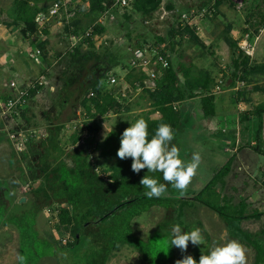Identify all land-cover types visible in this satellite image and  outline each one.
Listing matches in <instances>:
<instances>
[{
	"label": "rangeland",
	"instance_id": "rangeland-1",
	"mask_svg": "<svg viewBox=\"0 0 264 264\" xmlns=\"http://www.w3.org/2000/svg\"><path fill=\"white\" fill-rule=\"evenodd\" d=\"M75 1L77 5L86 9L87 0ZM134 1L131 0L130 3ZM213 1L161 0L156 10L146 14L134 11L128 4L127 8L115 7L103 14L91 16L95 17L93 24L100 25L104 30L103 34L92 36L93 49H90L82 41L83 39L71 48L69 46L70 34L67 33L64 25L57 24L61 30H54L52 33L55 39H52L53 45L50 53L47 52L45 55L41 53L37 60V63L45 62L41 60L44 56V60L50 65L49 73L38 75L37 79L41 83V88L36 95L38 96L37 100L27 101L28 110L24 115L25 119L0 116V204L7 203L9 211L18 213L22 210H32V207L37 204L38 198L33 191L41 183V180L37 178L40 168L38 160L42 155L39 145L47 141L48 135L54 132V126L61 127L58 138L65 153L73 148L85 149L89 161L98 170L99 168L108 169L115 158L100 156L107 133L110 130H118L124 124L153 112L147 89L141 88L139 84L143 79L141 76L143 71L132 68L131 61L138 50L151 48L154 42H158V37L166 38L170 29H175L178 23L187 21L190 25L195 26L196 35L205 44L199 47L185 38L179 41L178 48L192 58L196 72L206 71L214 80L212 93L217 94H215L214 103L215 115H217L215 119L218 118L220 121L219 127L216 129L217 132L214 133L205 123L211 118L197 121L193 120L189 114H183L182 130L177 133L175 145L180 149L181 159L190 161L192 154L198 152L201 156V163L197 175L192 179L183 196H180L177 190L168 185L167 193L162 198L182 199L196 194L211 179L215 170L232 156L231 171L220 192L233 203L244 200L247 205V213L257 211L261 214L257 219L244 220L241 226L264 241V124L258 130L256 139L253 134L256 130V120L246 114L251 110L250 106L246 102L235 105L233 100V94L235 95L236 91L242 88L245 92V99L250 100L254 105L261 103L264 98V81L261 77L256 75L247 77L246 80H251L247 86L244 81L239 79L244 68L241 61L243 57L248 58L247 62L250 65L264 63V28L259 30L253 44L250 45L246 38L240 41V29L243 27V20L249 12L252 0H244V2L231 0L235 5L223 1L217 8V14L199 15V10L205 5L204 3ZM11 3L12 0H0L1 26L10 24L4 11ZM254 3L264 9V0H255ZM53 20L57 22V19ZM51 22L46 27L48 33L51 29L49 26ZM72 23L73 21L70 24ZM89 26L88 18L80 16L79 29L82 31H78V34L82 35L83 30ZM226 27L231 28V34L235 40L240 41L235 54L234 50L229 48L221 37V31ZM42 39L39 38V41ZM29 43L31 48L36 45L32 41ZM77 46L81 53H85L88 49L94 51L96 58L92 60L93 65L89 66L88 64L86 69H82L70 63L71 52ZM164 46L170 48L169 40L166 39ZM168 52L172 62L175 63L174 51ZM24 53L26 54V52ZM27 57L28 55H26ZM92 66L99 67L103 73H111L114 76L115 84L113 86L106 83V79L102 80L104 89L113 90L114 93L119 92L123 95V107L117 108L115 112L105 118L94 120L98 129L93 134L90 133V124L79 105L82 95L76 92V89L79 90L81 80L87 75H91V71L94 70ZM65 99H67L66 103L63 102ZM230 113L235 114L234 120L227 118L224 121V118H221ZM232 121H234L235 130H232ZM58 123L61 124L56 125ZM212 127L215 128V126L210 128ZM222 128L228 130L227 133L220 132ZM77 132L81 134L80 141L72 144L71 135ZM26 134H28V141L24 144L23 150L19 151L16 144L21 141V136ZM233 146L238 147L235 152H232ZM255 147L260 152H255ZM64 162L67 167L71 166L68 158L65 157ZM48 165L52 167L53 162L49 161ZM158 173H148L145 169L140 174V180L145 175L159 180ZM144 191L146 190L140 183L134 187L136 195H142ZM21 198L23 201L19 202ZM53 206L57 210L56 206ZM47 209L42 208L35 218V230L38 236L46 243H49L50 240L64 242L68 235L57 229V217L52 215V211L50 214ZM49 209L51 210V208ZM187 211L192 210L187 209ZM178 220L182 229L184 224L180 218ZM18 238V232L13 225L0 228V264H16ZM168 240V236L157 235L146 242L151 264H169L170 259L175 264L189 252L201 255L203 251L204 254H208L211 247L233 239L226 233L222 239L211 240L209 246L204 249H199L198 246L191 249V242H189L186 252H181L174 246L167 252ZM29 243L30 236L28 235L22 250L24 257V260L21 261L22 264H32L36 258L29 248ZM5 245H10L9 253L5 251ZM244 247L246 249V264H253V249L245 245ZM42 248L41 246L39 249L41 257L38 264H57L56 261L63 262V264H83L85 261L84 257L78 256V250L70 251L53 246ZM54 253L56 260L52 256ZM193 257L199 264V257ZM106 264L146 263L140 259L133 248L126 246L113 253Z\"/></svg>",
	"mask_w": 264,
	"mask_h": 264
},
{
	"label": "trees",
	"instance_id": "trees-1",
	"mask_svg": "<svg viewBox=\"0 0 264 264\" xmlns=\"http://www.w3.org/2000/svg\"><path fill=\"white\" fill-rule=\"evenodd\" d=\"M55 1L57 0H12L11 5L4 11L5 16L11 23L22 24L21 35L24 38L32 39L37 44L40 55L41 53L45 55L48 52L46 49L48 31L46 29L42 31L43 39L39 41L36 35V16L41 12L47 11ZM223 1L235 5L231 0L206 2L201 7V9L207 8L204 15L217 14V8ZM254 1H251L249 12L243 20V27L240 29L239 37L240 41L246 38L250 45L251 43L253 44L259 30L264 28V9L257 6ZM160 2L161 0H135L129 5L134 11L146 14L156 10ZM241 2H244V0ZM86 4V9L77 5L75 15L68 24H64V28L70 35L78 36V31H82V29H79L80 16L83 15L88 18V24L92 28V32L89 37L84 38L82 41L90 49H93L92 36L103 34L104 30L100 25L93 24L95 17L91 16L103 14L109 11L111 6L108 5L107 0H87ZM115 7L117 8V6L113 8ZM72 21L73 23L70 24ZM87 29H84L82 34ZM230 30L231 28L229 27L224 28L221 31V37L229 48L234 50L235 54L236 50H238L237 44L240 41L235 40L231 36ZM183 35L199 47L204 45L196 35L195 26L190 25L187 21L178 23L175 29L169 30L166 38L158 37V42L152 44V46L164 45L167 39V41L169 40L170 48L164 46L160 50V54L167 59V68L163 71L161 77L152 81V89L146 88L153 111H157L159 117L151 119L149 115H145L138 118H143L147 121L150 137L155 133L160 123L170 124L175 132L183 119L184 113L189 114L193 118H207L215 115L214 103L216 95L211 93L214 89V80L206 71L196 72L192 58L178 48L179 41L182 40ZM167 50L174 51L176 56L175 63L172 62L169 52H164ZM95 58L94 51L88 49L85 53H81L77 46L71 52L70 63L78 68L86 69L88 64L89 66L93 65L92 60ZM241 61L244 68L239 79L246 83L245 86L251 83V80H246L251 75L259 76L264 81V63L250 65L247 62V57H243ZM92 67L94 70L91 71V75H87L86 78L81 80L79 90L76 89V92L82 95L79 105H81L84 116L90 124L91 134L98 129L94 122L95 119L105 118L122 106L115 99L114 91H108L103 87L102 80L106 79L107 74L103 73L99 67ZM142 74L144 76L141 75L143 79L139 84L141 88H145L142 81L148 77L144 72ZM36 83L25 90L28 100H32L41 88V83ZM7 97L8 94H0L2 100L7 99ZM233 100L235 105L240 102H246L250 106L251 110L246 114L256 120V130L253 134L257 139V132L264 124V98L261 103L254 105L250 100L245 99V92L242 88L236 91L235 95L233 94ZM66 101L67 99L63 102L66 103ZM27 110L28 106L26 105L20 110L19 115L14 118L22 117L25 119L24 115ZM138 119L124 124L118 130H110L107 133L102 144L100 156L102 158L115 157L116 162L108 170L99 168L98 173L95 172L93 164L89 161V156L85 149L73 148V150L65 153V149L60 146L58 138V132L61 127L54 126V132L48 135L47 141L39 145L42 155H40L41 159L38 160L40 168L37 172V178L41 180V183L33 191L38 198L37 204L32 207V210H22L19 213L9 211L5 202L0 204V225H13L18 231V264H22L19 257L22 256V250L28 235L30 236L29 248L36 257L32 264H36L41 257V250H39L41 246L43 248L53 246L70 251L78 250V256L85 258L83 264H106L110 253L118 250L119 246L124 244L134 247L138 251L140 259L146 264H151L150 255L147 253V243L137 241L134 238L121 240L104 239L101 249L85 251L86 249L84 248L87 245H84L82 241L81 232L94 224L96 220L100 221L115 217L120 211L126 213L125 228L130 229L129 222L133 216L141 214L154 205L162 206L169 213L173 208L174 201L182 202L184 199L196 201L214 211L224 221L230 238L236 239L253 249V264H264V241L244 230L241 226L244 220L257 219L261 214L257 211L247 213V205L244 200L233 203L229 198L217 191V187L221 188L224 185L225 179L231 171L232 156L221 167L216 169L204 187L192 196L182 199H177L176 197L148 199L143 194L136 195L134 193L139 173H134L131 170L132 161L130 158L121 160L116 153L120 147V138L123 131ZM80 137L81 134L79 132L72 134V144L77 143ZM254 150L257 153L260 152L256 147ZM65 157L70 160V167L66 166ZM49 161L53 162L52 167L48 165ZM45 165L48 166L44 167ZM53 205L57 209V229L65 232L68 237L64 242L50 240L49 243H46L44 239L38 236L35 230V218L42 208H50ZM53 255L55 256V253ZM190 255L200 257L198 254ZM57 258L59 259V257ZM59 264H63V262L60 263L59 261ZM169 264H174L172 259L169 260Z\"/></svg>",
	"mask_w": 264,
	"mask_h": 264
},
{
	"label": "crops",
	"instance_id": "crops-1",
	"mask_svg": "<svg viewBox=\"0 0 264 264\" xmlns=\"http://www.w3.org/2000/svg\"><path fill=\"white\" fill-rule=\"evenodd\" d=\"M72 1L74 3L76 2L75 0ZM49 26L51 29L46 37L47 39L46 49L50 53V50L52 49V45H53L52 39L54 38V36H52V33L54 32V30L60 31L61 29L57 25V22H55L54 20L50 23ZM21 28H22V24L20 23L13 24L10 22V24L8 25L1 26V22H0V94L15 95L20 91H25L27 88L31 87L36 81L40 82L37 79L39 78L38 76L39 74H44V73L47 74L50 71L49 70L50 65L46 60H44L45 59L44 56L41 58V60L45 61L43 63L42 61L41 63H37L38 61L33 60L32 56L34 55V49L37 44L33 48H31L29 42L31 41L33 42V40L24 38L20 33ZM231 36L234 38L232 34ZM203 43L205 44L204 41ZM23 51L26 52V54ZM26 55H28L27 58ZM10 82H14L13 87H10L9 85ZM37 97L38 96H35L33 99L37 100ZM234 115H235L234 113H230V114H226V116L224 117L222 116L221 118H224V121H226L227 118H231V120H234L233 119ZM0 116L2 117L5 115H0ZM158 117L159 114L157 111H153L152 113L149 114V118L151 119H156ZM216 117L217 115L207 117L211 119L210 121L205 122L209 130H212L214 133L217 132L216 129L217 127H219V121H220V119L218 118L215 119ZM192 119L198 121L199 119H206V118L192 117ZM232 125H233L232 130H235L234 121H232ZM211 126H215V128L214 127L210 128ZM181 130H182V121L180 122V125L175 131V138L172 144L175 145L176 138L178 136L177 133L180 132ZM227 131L228 130L222 128L220 132L227 133ZM237 148L238 147L233 146L232 152H235ZM106 158H111V157H106ZM115 162H116V158L115 160H112V164H114ZM111 165L108 167V169L111 167ZM142 172L143 171H141L138 174L137 185L139 184L140 174ZM158 178L160 182H164L162 173L160 172L158 173ZM220 189H221L220 187H217L218 192H220ZM187 209H190L192 211H187ZM178 218H180L182 224H184L182 231H191L194 227L201 228L202 233L205 237L206 244L199 245L197 247L199 249L207 248L211 240L222 239L223 236L227 233L224 221L214 211H212L207 206H204L196 201L190 199H184L182 202L174 201L173 208L169 211V213H167L162 206H157V205L151 206L148 210L131 218L129 222L130 229L125 228L126 213L124 211H120L115 217L112 218H107L100 221L96 220L94 224L89 226L85 231L83 230L81 232V238L82 241L84 242V245H87V247L84 248L86 249L85 251L88 250L93 251V250L101 249L102 241L104 239L121 240V239L134 238L137 241L143 243L148 242V240L154 238L157 235L158 236L165 235L168 236L170 239L172 227L175 224H179L181 226V223L179 222ZM1 227L2 225H0V228ZM9 246L10 245L4 246L6 248L5 251L7 253L11 251V248ZM126 246L133 248L138 253V251L134 247H131L128 244H124L122 246H119L118 250L112 251L110 253V256L113 253L118 252L119 249L124 248ZM193 247L194 245L190 244V248L192 249ZM18 251H19V238H18V245L16 251V264H18ZM171 253L173 255V250ZM188 255H190V252ZM52 256L56 260V257L54 255ZM38 262L39 261H37L36 264H38ZM56 263L59 264L57 261Z\"/></svg>",
	"mask_w": 264,
	"mask_h": 264
},
{
	"label": "clouds",
	"instance_id": "clouds-1",
	"mask_svg": "<svg viewBox=\"0 0 264 264\" xmlns=\"http://www.w3.org/2000/svg\"><path fill=\"white\" fill-rule=\"evenodd\" d=\"M174 138V129L168 123L158 124L155 133L150 137L148 123L143 118L131 123L121 135L116 155L121 160L130 158L131 170L134 173L138 174L144 169H147L148 173H162L163 183L149 175L143 176L139 181L146 190L143 194L148 199L164 196L168 185L183 196L197 175L201 163L200 154L193 153L190 161L181 159L180 149L172 144ZM189 242L194 246L206 244L201 228L194 227L191 231H182L181 226L175 224L171 229L167 252L173 246L181 252H186ZM19 259L23 261L24 257ZM175 264H197V261L193 256L186 255ZM199 264H246V249L234 239L217 244L210 248L208 254L201 252Z\"/></svg>",
	"mask_w": 264,
	"mask_h": 264
},
{
	"label": "built area",
	"instance_id": "built-area-1",
	"mask_svg": "<svg viewBox=\"0 0 264 264\" xmlns=\"http://www.w3.org/2000/svg\"><path fill=\"white\" fill-rule=\"evenodd\" d=\"M112 1L109 8L110 10L113 9L114 6L117 7H128L127 5L131 2V0H107ZM77 4L70 0H57L53 3L51 7L47 11L41 12L36 16V35L38 38H43L42 31L46 29L49 22L53 19H57V24L64 25L68 24L75 12L77 10ZM207 11V8H202L199 15H204ZM107 12V11H106ZM105 13V12H104ZM112 17V16H110ZM190 24V23H189ZM92 28L89 27L84 34L76 36V35H69L70 40V47H74L76 43L84 38H87L91 35ZM184 35L182 39H185ZM178 41V39H177ZM164 45L158 44L157 46H152L151 48L145 49L142 48L138 50L135 54V57L131 61V67L137 68L138 70H142L145 75L148 77L147 79L143 80V86L147 89H152V81L162 76L163 71L167 68L168 62L166 57L160 54V50H162ZM168 53V51H164ZM40 56V50L35 46L34 55L32 56L34 61L38 60ZM37 83H40L36 81ZM106 83L113 86L115 84V78L111 73L106 75ZM10 87L14 86V82H10ZM115 99L119 102V104L123 105V95L121 93L116 92L114 93ZM27 94L26 91H20L15 95H8L7 99L2 100L0 98V112L1 115L9 116V117H16L19 115L20 110L27 105ZM28 134L21 136V141L18 142L17 149L19 151L23 150L24 144L28 141ZM80 141V140H79ZM94 166L95 172H99L98 168ZM51 210L48 208L47 211H52V215H56L57 211L55 210L54 206L50 207Z\"/></svg>",
	"mask_w": 264,
	"mask_h": 264
},
{
	"label": "water",
	"instance_id": "water-1",
	"mask_svg": "<svg viewBox=\"0 0 264 264\" xmlns=\"http://www.w3.org/2000/svg\"><path fill=\"white\" fill-rule=\"evenodd\" d=\"M234 1H235V2H238V1H236V0H234ZM111 2H112V1H109V2H108V5H110ZM16 185H18V183H16ZM21 201H23V198H21L19 202H21Z\"/></svg>",
	"mask_w": 264,
	"mask_h": 264
}]
</instances>
